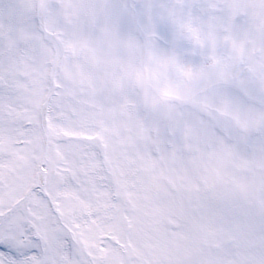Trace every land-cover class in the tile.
Masks as SVG:
<instances>
[{
  "label": "snow or ice",
  "instance_id": "6c2138e0",
  "mask_svg": "<svg viewBox=\"0 0 264 264\" xmlns=\"http://www.w3.org/2000/svg\"><path fill=\"white\" fill-rule=\"evenodd\" d=\"M0 264H264V0H0Z\"/></svg>",
  "mask_w": 264,
  "mask_h": 264
}]
</instances>
